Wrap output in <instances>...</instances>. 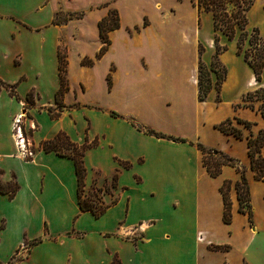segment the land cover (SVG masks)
<instances>
[{"label":"crops","instance_id":"0c3cea01","mask_svg":"<svg viewBox=\"0 0 264 264\" xmlns=\"http://www.w3.org/2000/svg\"><path fill=\"white\" fill-rule=\"evenodd\" d=\"M254 4L247 13L246 31L250 34L256 28L264 39V21L251 20ZM59 9L85 15L58 25ZM109 10L117 12L120 27L109 33L107 52L95 60L101 47L97 25ZM204 15L211 18L199 14L192 0H105L85 8L75 0H0V81L12 85L19 98L0 87V183L18 186L12 198L0 193V264H112L114 258L120 264H264V182L254 179L246 139L264 130V120L242 107L243 96L258 84L237 54L239 33L229 40L217 32L219 46L226 48L218 56L224 79L217 90L211 72V89L199 102V61L209 69L215 53L212 19L209 39L204 41L201 35ZM74 22H82L76 36ZM92 39L99 43L94 53L86 46ZM248 47L246 41L244 49ZM62 48L69 89L61 102L70 108L53 120L46 110L57 108ZM83 58L94 60L93 65L81 66ZM104 59H108L105 87L97 103L85 100L95 68ZM261 77L264 80V68ZM80 84L87 88L82 101L77 93ZM31 92L36 100L33 97L35 103L29 106ZM225 96L232 98L226 102ZM93 103L97 108L90 106ZM223 103L230 105V113L211 118L212 109ZM24 107L30 118L23 126L35 148L29 160L18 151L12 134L13 119L25 112ZM82 108L98 113L83 114ZM234 117L252 124L246 130L234 123L243 139L215 129ZM144 129L186 142L156 138ZM59 133L77 145L96 140L83 161L84 193L96 190L107 206L97 218L80 210L73 161L40 148ZM198 144L227 155L245 170L251 225L238 211L237 168L223 166L221 174L211 178L202 166ZM96 172L102 178L94 183ZM224 182L230 183V224L222 221L219 190ZM259 189L260 205L253 194ZM30 244L23 257L21 247ZM12 257L16 260L11 262Z\"/></svg>","mask_w":264,"mask_h":264},{"label":"trees","instance_id":"16d2710c","mask_svg":"<svg viewBox=\"0 0 264 264\" xmlns=\"http://www.w3.org/2000/svg\"><path fill=\"white\" fill-rule=\"evenodd\" d=\"M255 0H192L194 6H196L199 14L206 13L211 15L212 27L215 32L214 45L215 53L211 62L210 68L207 69L201 61L198 66V100L203 102L207 94L211 89L210 73H214L216 76V89L219 90V85L223 81L224 76H221L218 71L214 68L219 63L218 56L223 53L226 48L221 47L218 44L217 32L225 35L229 40H233L236 37L237 31V54L242 55L245 62L251 68L255 82L258 84L255 90L246 93L242 98V107L248 108L252 111L258 112L264 120V80L261 77L262 70L264 68V39L259 35L258 29H252L251 33L248 34L246 31L247 26V13L254 4ZM83 14H80L82 16ZM79 17L78 19H80ZM145 25V24H144ZM119 17L115 10H109L107 16L101 19L98 23V35L101 47L95 55V60H100L107 52L111 42L109 40V33L119 29ZM248 42L249 47L244 49L245 42ZM201 49L199 53L201 54ZM94 60L83 58L80 62L81 66L91 67ZM67 60L66 55L58 53V76H59V90L55 95V103L57 104L56 109L48 108L46 110L50 119H57L60 113L64 109H69L61 102L63 95L68 91L67 81ZM110 69L106 76L107 88H111V72ZM225 74V69L223 68ZM5 87L11 96H15L19 100L14 92L12 85L3 84L0 81V87ZM27 102L29 105H33L32 92L27 95ZM110 115L115 118L120 116L114 112H110ZM133 126H136L138 130L140 126L136 125L133 120H130ZM234 123L241 125L244 129L250 130L252 124L243 121L238 118H231L222 121L215 126V129L225 135H233L237 139H243L241 130L234 126ZM144 133L156 138L168 139L173 142H186L184 139L174 138L165 136L154 132L153 130L144 129ZM247 149L248 157L250 159V169L254 173V179L257 181L264 182V130H260L256 136L250 134L247 138ZM97 145L96 140L92 143L84 142L82 145L72 143L64 133L57 134L53 139L45 141L40 144L41 150L44 152H54L60 157H65L73 161L75 167V173L77 177V196L78 204L81 211H90L97 218L106 210L107 206H104L98 195H92L91 193H84V178L86 170L84 167V154L86 151L94 148ZM198 149L202 154V166L206 173L211 178H216L221 174L223 166L236 167L240 179L234 184L236 191L237 200L239 203L238 211L241 214H245L248 217L250 225L252 224V211L250 205V193L249 186L245 177V170L242 169L236 161L224 155L223 153L217 152L212 149H207L203 145L198 144ZM30 158H26L29 160ZM2 173L0 172V175ZM115 182V177L113 178ZM230 189V183L224 182L220 187V194L222 195L223 201V214L222 221L224 224H230L231 222V203L228 196ZM18 190V186L15 182L9 184L0 183V193L7 194L12 198ZM40 242V239L35 241V244ZM31 247V244L27 246ZM211 250L216 251H227L228 247L211 246ZM15 257H12L11 262L15 261ZM112 264H120L119 260L114 258Z\"/></svg>","mask_w":264,"mask_h":264},{"label":"rangeland","instance_id":"374dc122","mask_svg":"<svg viewBox=\"0 0 264 264\" xmlns=\"http://www.w3.org/2000/svg\"><path fill=\"white\" fill-rule=\"evenodd\" d=\"M98 1L103 2L105 0H75L77 6H83V8H85L87 5H91L92 3L98 2ZM106 1H109V0H106ZM263 2H264V0H256L255 4H254L253 12L251 14V20L256 22V23H258V24H263V21H264V16H263V13H264L263 6L264 5H262ZM107 5L108 4H104L103 6H107ZM80 14H83V15L80 16ZM84 15H85V13L82 12V11L69 13V12H66V11H63V10L59 9V11L57 12V15L55 17V21H56V23L58 25H63V24H66L69 19H71V20H81V18H83ZM79 17H81V18L78 19ZM81 23L82 22H78V24H76V22H74V24H72L73 25L72 27H74V29L72 30L73 31L72 32L73 36H76V34H77L76 29H80L79 27H82ZM200 31H201V35H202L203 40L207 41V39H209V36L211 34L210 33L211 32V18L208 15H204L203 16L202 21H201V29H200ZM237 32L239 33V31H237ZM98 44L99 43H97L95 39H92L91 41H88V43L86 45L87 48H88V52L94 53V51L97 48ZM245 46H246V42H245ZM61 52L65 54L66 51L62 48ZM75 52H73V57H72V62L73 63H76V60L78 59L77 53H75ZM81 60L82 59H80L79 63L81 62ZM107 63H108V59H104L95 68L94 79H93V87L91 88V91L89 92V94H86V96H87L86 98L87 99H85V100H93V102H96V103L98 102V95L100 93H102V91H103V89L105 87V80H104L103 74H104L105 68L107 66ZM214 68L218 71V73L221 76L225 75L224 72H223V66L221 65L220 62L217 65H215ZM248 79H249L248 74H245L244 75L243 86L247 87ZM255 88L256 87L254 86L253 89H255ZM86 92H87V88L83 87V85L80 84L79 87L77 88V93L79 94L80 101L83 100L82 99V95H83V93L85 94ZM33 97L35 99V95L34 94L32 95V98ZM76 97H77V94H75V98ZM231 98L232 97H230V96H229V98L225 96L224 100L227 102ZM35 100L33 101L34 103H35ZM73 102H74V104L76 103L75 101H73ZM90 106L97 108V106L94 103L92 105H90ZM43 107H47V105H44ZM25 108L26 107H24V109ZM230 111H231L230 105L223 103L222 105H220L218 107V109H212V111L210 112V114H211L210 117L213 118V119H219L222 116L226 115L227 113H230ZM94 112L98 113V110L97 109L86 110L84 108H82L80 110V113H83V114H86V113L90 114V113H94ZM72 113H73L72 115H77V114H75V112H72ZM21 117H22L21 126H22L23 135H24V138L29 141L28 150H29V152L32 155L34 153V149L35 148L32 146V143L30 142V138H29L30 131L28 130V132H27V130H25V128L23 126L24 125L23 124V120H27V119L30 118L29 117V113H28V111H26V109H25V112L22 113ZM12 134H13V131H12ZM31 155L27 154L25 157H31ZM94 177H95L94 178V183H97V181H99V179L102 178L99 172H96ZM95 189H96V187H95ZM259 191H261V189L254 190V193H253L254 196H255V200L258 202V205H260L261 204L260 201H262V195H261V192H259ZM91 194L92 195H100L98 192H96V190L91 192ZM25 254H27V248L21 251V255L23 257L25 256Z\"/></svg>","mask_w":264,"mask_h":264},{"label":"built area","instance_id":"2783aa9c","mask_svg":"<svg viewBox=\"0 0 264 264\" xmlns=\"http://www.w3.org/2000/svg\"><path fill=\"white\" fill-rule=\"evenodd\" d=\"M21 120H22L21 115L15 117V119L13 120L12 131H13V137L15 139V145H16L18 151L22 155H24V156H26L27 154L31 155V153L28 150L29 141L26 140L24 138V135H23L22 126H21L22 121ZM26 158H30V157H26ZM199 241H202V239H199ZM26 248L28 249V247H26V245H23L20 250L22 251Z\"/></svg>","mask_w":264,"mask_h":264}]
</instances>
